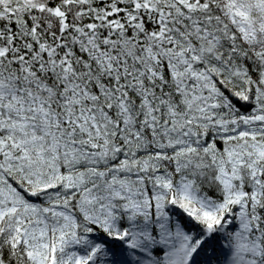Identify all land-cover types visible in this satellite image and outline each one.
I'll return each mask as SVG.
<instances>
[{
	"label": "snow or ice",
	"instance_id": "obj_1",
	"mask_svg": "<svg viewBox=\"0 0 264 264\" xmlns=\"http://www.w3.org/2000/svg\"><path fill=\"white\" fill-rule=\"evenodd\" d=\"M0 264H264V0H0Z\"/></svg>",
	"mask_w": 264,
	"mask_h": 264
}]
</instances>
